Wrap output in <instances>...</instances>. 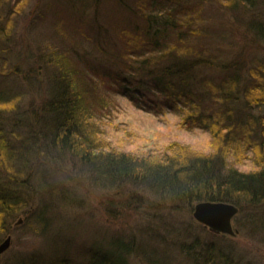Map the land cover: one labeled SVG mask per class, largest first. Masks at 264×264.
Segmentation results:
<instances>
[{
  "label": "trees",
  "instance_id": "trees-1",
  "mask_svg": "<svg viewBox=\"0 0 264 264\" xmlns=\"http://www.w3.org/2000/svg\"><path fill=\"white\" fill-rule=\"evenodd\" d=\"M31 1L10 4L12 11L4 20L0 12V54L15 43L17 15L23 14L25 5ZM123 6L131 12L133 20L115 28L118 36L122 31L120 45L104 42L109 33L114 32L104 20L105 33L99 30L102 29L99 24L93 28V36L86 39L94 42L96 49L88 48L83 43L84 38L78 41V51L74 46L75 71L79 76L85 75L86 82L102 86L139 111L158 116L173 112L179 115L180 126L207 130L212 136V147L217 146L213 147L216 152L199 155L173 140L164 147L141 152L128 148L123 140L106 139L101 123L92 115L93 105L79 89H74L75 82L65 81L59 73L50 84L52 95L38 115H34L32 104L26 110L21 107L19 93L25 92L23 86L20 89V83L11 79L0 82V243L11 234L15 219L24 216L25 227L29 225L35 232H45L47 241L56 243L49 233L57 219L53 222L41 211L45 207L44 200L50 198L49 204L62 189L57 178L50 177L54 171L48 165L40 171L39 162L33 161L35 153L54 157L53 149L68 150L80 156L81 161L89 165L92 178L104 186L143 184L145 189L149 187L155 193L172 196L171 204L188 205L189 214H193L190 206L193 202L221 200L241 206L244 202L262 203L260 209L264 215V62L261 63L263 68L258 65L254 71L239 59L228 61L210 56L202 46L187 44L181 24L192 27L197 23L199 16L194 10L184 15L183 21H178L172 9L155 10L156 3L152 0L139 7L129 3ZM0 7H5L4 3H0ZM107 20L110 23V19ZM113 46H119V51L114 52ZM53 50L54 54L59 53L57 47ZM88 50H93V54L94 50H99L103 54L95 57L89 55ZM60 55L57 57L61 59L53 65L67 67L64 62L70 60L65 54ZM1 71L6 78L15 72L10 64ZM254 107L257 112L253 111ZM114 108L118 110L113 105L112 114L109 111L107 115L109 119L114 115ZM26 123H33L32 129ZM41 130L45 131L44 137L50 139L47 143L39 142ZM244 164L249 166L243 167ZM27 165L31 166V171L26 170ZM61 215L62 212L59 217ZM61 219L64 220L63 215ZM84 221L87 222L86 217L78 223ZM78 223L56 224L68 226V233H75ZM83 227L95 242L90 245L85 241V248L79 251L82 264H124L120 259L122 255L128 258L126 264L130 262V252L124 242H114L111 235L104 234V228L90 232L92 225ZM199 227L200 223L196 222V232ZM201 238L204 236L197 233L189 239L188 253L202 249ZM211 243L215 245L214 239ZM43 255L44 252H37L35 259L23 256L4 264H17L16 261L22 262V259L24 264H43Z\"/></svg>",
  "mask_w": 264,
  "mask_h": 264
},
{
  "label": "rangeland",
  "instance_id": "rangeland-1",
  "mask_svg": "<svg viewBox=\"0 0 264 264\" xmlns=\"http://www.w3.org/2000/svg\"><path fill=\"white\" fill-rule=\"evenodd\" d=\"M16 1L20 2L11 0L10 4ZM58 1L32 0L24 6L23 14L17 15L19 22L16 25L15 43L9 47L10 50L0 54V70L8 64L15 70L9 78L2 75L1 71L0 82L6 83L11 79L20 83V89L23 86L25 93H19L22 95L20 103L23 110L32 104L34 115H38V111L45 108L50 94L52 95L51 82L55 81L59 73L65 81L70 80L72 84L75 82L76 86L73 88L79 89L87 102L93 105L92 115L101 123L106 139L113 142L123 140L129 145L128 148L140 149L141 152L164 147L166 142L172 140L184 144L187 150L196 151L199 155L208 156L216 152L213 147L217 146L212 147V136L207 130L180 126V117L173 112L158 116L139 111L124 99L107 92L102 86L93 85L91 81L86 82L83 79L86 78L85 75L79 76L75 71L72 57L75 56L74 46L78 51L80 39L84 38L83 43L88 48L96 49L93 47L95 43H89L86 39L93 36V28L99 24H102V29H98L105 33V20L114 32L109 33L104 42L120 45L122 31L118 36L115 28L133 20L131 12L129 13L123 5L129 3L139 7L149 0H78L75 3L74 0H61L60 3ZM152 1L156 3L155 10L162 7L172 9L173 16L178 21H183V16L190 11L197 12L199 18L194 26L181 24L185 35L183 39L187 44L202 46L210 56L228 61L239 59L245 63L246 68L254 71L255 67L264 62V0ZM178 8L182 11H178ZM11 11V8L6 10L2 20L8 18ZM54 47L59 51L57 55L54 54ZM111 48L114 52L119 51V46ZM94 51V54L93 50H88L87 53L95 57H101L103 54H100L99 50ZM60 53L70 60L64 62L67 67L53 65L54 61L61 59L57 57L61 56ZM219 53L222 56H219ZM62 66L68 71L65 72ZM250 74L247 76L252 77ZM40 104L43 107L39 108ZM113 105H116L118 110L115 111L114 108V115L109 119L107 115L109 111L112 114ZM253 111L257 112L258 109L254 107ZM28 124L32 129L33 123ZM40 132L42 133L39 142L44 144L50 141L44 137L45 131ZM57 151L52 150L54 157L45 153L46 157L38 153L33 155V161L39 162L40 171L45 165L54 171L50 177L57 178V183L62 189L49 204L50 198L44 200L45 207L41 212H45L53 222L56 219V223L66 221L69 226L85 217L87 222L76 225V235H67L65 231L68 226H57L55 223V228L49 233L52 236L50 239L54 237L56 240V243L52 244L47 241L45 232H35L31 226L25 227L24 223L15 226L13 220L11 245L6 252L0 254L1 264L23 256L35 259L37 252L41 254L50 250L68 255L74 251L79 253L85 248V241L86 244L95 242L89 238V231H84L85 225L88 228L92 225L90 232L99 227L104 228V234L111 235L110 238H113L114 242H124L126 250L130 252L128 264H264V215L260 209L262 203H242L240 213L234 220L239 233L220 239L219 236L213 235L215 232L197 221L193 214L188 213V205L171 204L172 196L155 193L149 187L145 189L143 184L121 183L111 187L104 186L92 178L89 165L81 161L80 156L73 155V152L68 150ZM26 170L31 171V166L27 165ZM195 204L196 202H193L191 208H194ZM61 212L64 220L61 219L62 215L59 217ZM81 213L87 216L83 217ZM196 222L201 226L199 232L195 229ZM172 226L174 229L171 230ZM197 233L204 236L200 239L202 249L188 253L187 242ZM213 239L215 245L211 243ZM16 262L24 264L23 259L22 262Z\"/></svg>",
  "mask_w": 264,
  "mask_h": 264
},
{
  "label": "water",
  "instance_id": "water-1",
  "mask_svg": "<svg viewBox=\"0 0 264 264\" xmlns=\"http://www.w3.org/2000/svg\"><path fill=\"white\" fill-rule=\"evenodd\" d=\"M239 212V207L228 201L206 200L200 201L194 206V217L216 233H228L236 235L238 230L234 228L233 219ZM23 221L19 218V222ZM9 235L0 245L3 252L11 243Z\"/></svg>",
  "mask_w": 264,
  "mask_h": 264
},
{
  "label": "bare ground",
  "instance_id": "bare-ground-1",
  "mask_svg": "<svg viewBox=\"0 0 264 264\" xmlns=\"http://www.w3.org/2000/svg\"><path fill=\"white\" fill-rule=\"evenodd\" d=\"M10 2H11V0H0V3H4V5H5V7H0V12L1 13H5L6 12V10H8L9 9V6H10ZM15 3H17V1L15 2ZM26 6V5H25ZM16 9H18V7L16 8ZM20 131V133H22L23 132V130L21 129V130H19ZM33 139V138H32ZM129 184H131V185H133L134 183H129ZM201 201H206V200H201ZM197 202H200V201H197ZM196 202V203H197ZM234 204H236V203H234ZM237 206H240V205H238V204H236ZM20 218H22L23 219V221H21V222H19V219H17L16 221H15V226H17V225H21L22 223H24V218L23 217H20ZM173 227V226H172ZM235 229H237V230H239V228L238 227H236L235 226ZM65 233L68 235V231H65ZM8 237V236H7ZM6 237V238H7ZM5 238V239H6ZM4 239V240H5ZM3 240V241H4ZM2 241V242H3ZM1 242V243H2ZM1 243H0V245H1ZM89 244V243H88ZM93 244V242L91 241V243H90V245H92ZM11 245V244H10ZM10 245H9V247H10ZM9 247L7 248V249H5L3 252H1L0 251V254H3L4 252H6L8 249H9ZM93 255V254H92ZM119 257V256H118ZM121 260H122V262L124 263V264H126L127 263V260H128V258L127 257H125V256H121V258H120ZM42 261H43V264H82V262H81V260L79 259V257H78V253H76L75 251L71 254H69L68 256H63L62 255V253H59V252H56V251H54V250H50V251H48V252H45L44 253V255H43V257H42ZM149 261V263H150V259L148 260Z\"/></svg>",
  "mask_w": 264,
  "mask_h": 264
}]
</instances>
